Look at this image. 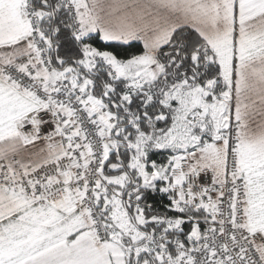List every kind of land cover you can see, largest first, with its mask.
I'll list each match as a JSON object with an SVG mask.
<instances>
[{"label": "snow or ice", "instance_id": "obj_1", "mask_svg": "<svg viewBox=\"0 0 264 264\" xmlns=\"http://www.w3.org/2000/svg\"><path fill=\"white\" fill-rule=\"evenodd\" d=\"M0 264H264V0H0Z\"/></svg>", "mask_w": 264, "mask_h": 264}]
</instances>
